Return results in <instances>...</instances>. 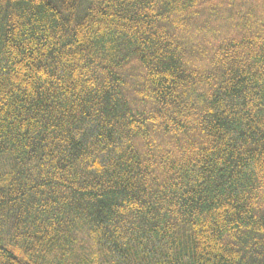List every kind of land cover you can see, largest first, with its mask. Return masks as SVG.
<instances>
[{
  "label": "trees",
  "instance_id": "trees-1",
  "mask_svg": "<svg viewBox=\"0 0 264 264\" xmlns=\"http://www.w3.org/2000/svg\"><path fill=\"white\" fill-rule=\"evenodd\" d=\"M0 264H264V0H0Z\"/></svg>",
  "mask_w": 264,
  "mask_h": 264
}]
</instances>
